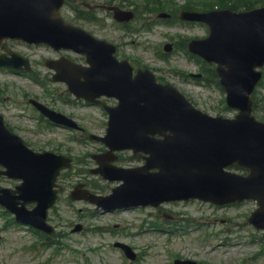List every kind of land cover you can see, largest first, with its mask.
Instances as JSON below:
<instances>
[{"label":"water","instance_id":"water-1","mask_svg":"<svg viewBox=\"0 0 264 264\" xmlns=\"http://www.w3.org/2000/svg\"><path fill=\"white\" fill-rule=\"evenodd\" d=\"M60 5L61 0H0V41L47 43L85 54L91 66L82 75L85 83L75 87L59 69L55 79L81 92L78 96L87 97L91 92L117 98L119 105L108 110L107 135L101 141L110 152L132 149L146 155L141 168L122 171L119 177L111 176L114 169L107 173L109 180L123 181L112 196L102 199L84 193L77 199L105 210L190 199L217 205L254 199L259 209L249 222L264 230V126L249 115V96L260 79L254 68L264 65V8L239 14H180L182 19L209 26V37L192 42L189 49L218 65L216 72L227 92L228 106L240 111L235 120L227 121L199 113L172 87L156 85L148 72L132 80L128 65L111 57V46L62 23L56 15ZM12 62L0 59V65L17 67ZM2 135L0 156L11 176L22 179L23 184L16 191L0 189V204L17 220L44 228L46 210L56 199L52 190L55 177L67 162L48 154H20ZM234 163L247 168L250 175L241 178L223 171ZM28 203L36 204L31 212L25 210Z\"/></svg>","mask_w":264,"mask_h":264},{"label":"rangeland","instance_id":"rangeland-1","mask_svg":"<svg viewBox=\"0 0 264 264\" xmlns=\"http://www.w3.org/2000/svg\"><path fill=\"white\" fill-rule=\"evenodd\" d=\"M147 1L150 4L153 2L68 0L69 4L79 5V9L95 13L97 21L88 16L91 24L77 19L68 6H64L61 15L67 22L114 44L117 59L127 60L135 68H148L158 82L175 86L202 112L213 117H233L235 113L226 108L225 95L216 85L207 82L198 84L185 79L187 74L202 71V65L189 60L181 44L184 40L206 36L205 26L166 23L156 18L161 11H154L146 15L144 20L150 29L144 28L130 35L115 25L102 8L104 3L111 2L124 9H132L137 16L142 17V5ZM212 1L157 0L164 8L162 11L170 14H176L187 3L196 9H206ZM244 1L226 0V4L241 5ZM140 22L138 18L131 29L139 28ZM165 43H172L173 50L160 58L157 54L162 53ZM14 49L29 56L36 63L40 74L45 72L39 64L46 58L47 52L20 45L14 46ZM262 71L264 74V68ZM0 94L5 98L0 114L28 146L38 152L51 151L73 159V167L61 177V183L67 189L81 180L93 192L105 195L117 185L108 184L89 174V170L95 167L91 156L102 148L89 137L103 136L107 120L99 108L66 105L68 98L63 87L50 84L46 91L29 80L3 73H0ZM30 98H38L42 103L53 105L59 112L72 115L84 132L45 128L35 111L27 105ZM117 165L124 166L121 162ZM3 185L13 186H9V183ZM66 197L67 194L62 195L58 215L54 217L61 236L57 238L56 246L40 250L39 253L27 252L37 237L9 221L10 218L0 208V264H173L174 258L201 264H264V253H260L264 250L261 233L247 224L248 216L256 208L254 202L222 209L190 202L158 209L137 208L123 213L99 215L93 213V209L85 203L68 204ZM76 224L83 225L84 230L71 233ZM167 231L171 232L168 234ZM116 242L131 247L136 252L135 261L126 259L113 246Z\"/></svg>","mask_w":264,"mask_h":264},{"label":"trees","instance_id":"trees-1","mask_svg":"<svg viewBox=\"0 0 264 264\" xmlns=\"http://www.w3.org/2000/svg\"><path fill=\"white\" fill-rule=\"evenodd\" d=\"M254 107L257 109V101L256 100H254Z\"/></svg>","mask_w":264,"mask_h":264}]
</instances>
